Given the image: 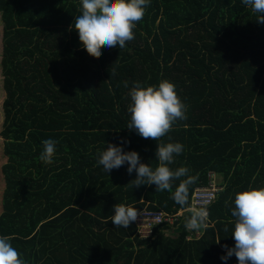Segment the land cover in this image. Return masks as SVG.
Instances as JSON below:
<instances>
[{"label":"trees","instance_id":"16d2710c","mask_svg":"<svg viewBox=\"0 0 264 264\" xmlns=\"http://www.w3.org/2000/svg\"><path fill=\"white\" fill-rule=\"evenodd\" d=\"M80 10V0H0V235L13 237L26 264H238L221 257L225 244L235 245L236 194L264 187V24L242 0H151L135 39L96 59L69 31ZM164 79L177 86L187 119L160 141L144 139L127 128L129 92L135 82ZM49 139L56 154L45 164ZM169 142L184 145L170 167L188 169L171 191L127 186L137 175L129 165L107 174L97 164L111 143L155 169L158 143ZM211 175L223 180L207 226L188 229L193 195ZM184 180L181 205L174 196ZM117 203L175 220L143 238L136 221L127 229L111 223Z\"/></svg>","mask_w":264,"mask_h":264},{"label":"clouds","instance_id":"9594fccd","mask_svg":"<svg viewBox=\"0 0 264 264\" xmlns=\"http://www.w3.org/2000/svg\"><path fill=\"white\" fill-rule=\"evenodd\" d=\"M80 14L75 17L73 29L78 33L84 50L93 58L99 59L104 48L119 47L135 39L137 25L146 14L151 0H80ZM252 12L257 14V22L264 24V0H242ZM127 88V82L124 83ZM130 104L128 112L130 120L127 128L144 139L160 141L178 121L187 119V105L181 99L177 86L167 79L158 86L144 87L135 82L129 92ZM125 143V141H121ZM127 143H130L128 141ZM43 150L39 159L45 164H52L56 154L57 141H42ZM184 151V145L177 143H158L156 160L158 166L153 169L150 164L143 163L136 151L125 152L122 146L107 144L106 150L98 153L97 164L109 174L113 169L129 165V175L135 172L136 178L127 186L139 188L144 185H155L156 192L171 191L173 181L187 176L188 169L181 167L173 170L170 165L175 157ZM188 180L181 181L174 199L184 205L187 201ZM219 185V184H218ZM222 189V187H220ZM231 215L235 219L231 237L234 247H223L225 262L235 256L238 264H264V187L250 188L236 194ZM115 215L111 223L116 228L127 229L137 221L141 213L131 205L115 204ZM208 212L201 208L195 211L186 221V228L199 230L206 227ZM227 231V229H225ZM13 237L0 235V264H26L22 254L11 243ZM220 243V240L217 244Z\"/></svg>","mask_w":264,"mask_h":264},{"label":"built area","instance_id":"2783aa9c","mask_svg":"<svg viewBox=\"0 0 264 264\" xmlns=\"http://www.w3.org/2000/svg\"><path fill=\"white\" fill-rule=\"evenodd\" d=\"M211 181L208 186L200 187L196 189L192 198V209L198 211L201 208L206 209L212 204L221 188L216 183L215 176L211 175ZM136 224L138 227V233L141 237H151L156 227L165 223H174L175 215L167 214L163 211H152L145 209L140 212Z\"/></svg>","mask_w":264,"mask_h":264},{"label":"rangeland","instance_id":"374dc122","mask_svg":"<svg viewBox=\"0 0 264 264\" xmlns=\"http://www.w3.org/2000/svg\"><path fill=\"white\" fill-rule=\"evenodd\" d=\"M4 24L2 21V17L0 15V133L1 129L3 127V103L5 99V94L3 92V78H2V68H1V62H2V52H3V32H4ZM4 150V143L3 139L0 136V214L2 212V198L3 193L5 189V181L2 174V165L6 162V159L4 158L3 154ZM220 178V177H219Z\"/></svg>","mask_w":264,"mask_h":264},{"label":"crops","instance_id":"0c3cea01","mask_svg":"<svg viewBox=\"0 0 264 264\" xmlns=\"http://www.w3.org/2000/svg\"><path fill=\"white\" fill-rule=\"evenodd\" d=\"M220 177V178H219ZM215 180H216V183L217 184H221V182H222V180H223V177L222 176H216L215 177ZM202 234H203V230H200V231H197V235L196 236H198V237H201L202 236ZM189 239V238H188Z\"/></svg>","mask_w":264,"mask_h":264}]
</instances>
